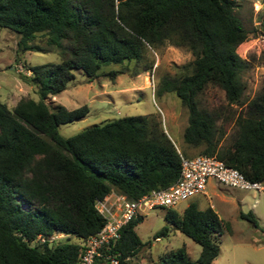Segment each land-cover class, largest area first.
<instances>
[{
	"label": "trees",
	"instance_id": "1",
	"mask_svg": "<svg viewBox=\"0 0 264 264\" xmlns=\"http://www.w3.org/2000/svg\"><path fill=\"white\" fill-rule=\"evenodd\" d=\"M238 1L0 0V27L20 35V53L55 50L61 57L59 63L31 65V74H21L36 87L39 100L22 99L13 109L0 101V264H79L81 242L106 224L98 200L112 191L138 199L179 178L185 154L154 115L125 116L65 137L60 125L86 117L89 107L52 109L46 103L67 89L75 71L90 80H115L141 61L149 47L169 44L194 55L177 76L164 77L159 89L160 94L175 93L188 109L185 143L250 180H264V93L239 114L230 146L220 145L221 114L200 108L198 101L213 84L229 104L242 103L241 75L249 63L237 49L249 32L235 13ZM112 65L123 67L109 69ZM133 72L138 74V68ZM240 217L260 227L253 211ZM165 218L202 250L191 260L181 247L156 264H212L218 258L222 220L214 208L200 209L192 202L183 213L168 209ZM143 220L125 226L111 251L124 264L143 246L136 231ZM168 231L165 226L155 237ZM58 233L79 241L30 245L40 235Z\"/></svg>",
	"mask_w": 264,
	"mask_h": 264
},
{
	"label": "rangeland",
	"instance_id": "2",
	"mask_svg": "<svg viewBox=\"0 0 264 264\" xmlns=\"http://www.w3.org/2000/svg\"><path fill=\"white\" fill-rule=\"evenodd\" d=\"M236 15L249 32V38L242 43L237 52L248 61L247 69L241 79L245 91L241 104H229L225 92L210 84L198 96L200 108L221 114L218 121L220 132H224L221 146H230L237 135L236 120L245 114L250 102L264 93V0H239ZM20 35L0 27V101L13 109L22 99L39 100L36 87L26 83L21 74H31L28 67L44 63H59L58 52L18 51ZM194 60V55L185 47L163 45L150 48L137 64L130 65V71L119 74L115 80L99 77L90 80L82 71H75V78L66 90L50 96L46 103L50 108L64 105L75 109L87 105L88 115L72 123L60 125V133L70 137L95 124L131 115H154L178 149L186 156H195L201 148L189 146L184 141V130L188 125L189 112L179 97L173 92L159 93L160 82L166 76H177L179 67ZM122 65H112L109 69H121ZM138 68L139 73L134 74ZM147 68V69H146ZM146 69V70H145ZM207 193H200L187 201L179 203L174 209L182 213L192 202L200 209L212 207L222 220L220 235L221 252L212 264H264V192L246 191L229 187L212 180ZM167 208L149 211L136 231L143 246L128 264H156L162 256L181 247H186L191 260L201 253L199 243L182 233L166 218ZM253 211L260 227H254L240 217L241 212ZM165 226L167 235L156 238ZM51 246L78 242L75 236L55 234L50 237Z\"/></svg>",
	"mask_w": 264,
	"mask_h": 264
},
{
	"label": "built area",
	"instance_id": "3",
	"mask_svg": "<svg viewBox=\"0 0 264 264\" xmlns=\"http://www.w3.org/2000/svg\"><path fill=\"white\" fill-rule=\"evenodd\" d=\"M212 180L241 190L264 192V180H250L240 170L227 165L216 156L182 155L180 176L170 186L154 189L138 199L112 191L96 202V208L105 218L106 224L81 242L83 250L79 264H124L120 254L111 251L122 239L125 226L136 218L145 217L155 208L172 209L195 195L206 193ZM44 243L51 246V238L40 235L36 240L30 241L33 247Z\"/></svg>",
	"mask_w": 264,
	"mask_h": 264
},
{
	"label": "crops",
	"instance_id": "4",
	"mask_svg": "<svg viewBox=\"0 0 264 264\" xmlns=\"http://www.w3.org/2000/svg\"><path fill=\"white\" fill-rule=\"evenodd\" d=\"M170 136V135H169ZM171 137V136H170ZM173 140V139H172ZM174 141V140H173ZM176 144V143H175ZM177 145V144H176ZM178 146V145H177ZM207 193V192H206ZM183 213V212H182ZM137 228V227H136ZM132 259H134L133 257H132Z\"/></svg>",
	"mask_w": 264,
	"mask_h": 264
}]
</instances>
